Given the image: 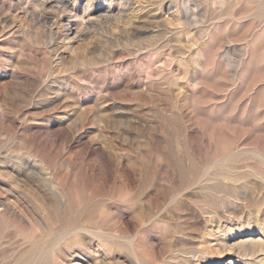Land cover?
Returning a JSON list of instances; mask_svg holds the SVG:
<instances>
[{"label":"rangeland","instance_id":"obj_1","mask_svg":"<svg viewBox=\"0 0 264 264\" xmlns=\"http://www.w3.org/2000/svg\"><path fill=\"white\" fill-rule=\"evenodd\" d=\"M62 1L0 0V264H264V0Z\"/></svg>","mask_w":264,"mask_h":264},{"label":"bare ground","instance_id":"obj_2","mask_svg":"<svg viewBox=\"0 0 264 264\" xmlns=\"http://www.w3.org/2000/svg\"><path fill=\"white\" fill-rule=\"evenodd\" d=\"M11 1H12V0H11ZM44 2H45V1H44ZM47 2H48V1H47ZM61 4H63V5L66 7V9L69 8V10H70L69 13L71 12V9H73V8H72L73 5H72V3H70V0H63ZM63 5H62V6H63ZM13 10H14V9H13ZM48 10H49V9H48ZM63 11H64V10H63ZM66 11H67V10H66ZM56 12H57V11H56ZM64 12H65V11H64ZM67 12H68V11H67ZM62 13H63V12H62ZM61 15H62L63 18L66 17V13H65L64 15H63V14H61ZM58 16H59V15H58ZM59 17H61V16H59ZM89 18H90V16H89ZM94 18H95V17H94ZM67 19H68V18H67ZM65 29H67V33L65 32L66 34H65L64 36L67 37V38L69 39L68 36H69V34L71 33V31H72L73 28L71 27V25H69L68 28H65ZM75 31H76V30H75ZM77 32H78V31H76V34H78ZM77 36H78V35H77ZM77 36H76V37H77ZM71 39H72V38H71ZM69 40H70V39H69ZM251 238H252V237H251ZM253 240H254V239H253ZM256 240H257V239H256ZM256 240H255V241H256ZM259 240H260V239H258L256 243H258ZM261 240H262V239H261ZM261 240H260L259 242H261ZM243 241H244V240H243ZM251 242H252V241H251ZM244 243H245V242H244ZM262 243H263V242H262ZM262 245H263V244H262ZM205 249H206V248H205ZM200 250H201V249H200ZM201 251H202V250H201ZM204 252H205V251H204ZM203 254H204V253H203ZM199 255H200V253H199ZM251 256H252V255H251ZM251 256H250V257H251ZM252 258H253V256H252ZM253 259H254V258H253ZM261 261H262V260H261ZM104 262H105V261H104ZM255 262H256V261H255Z\"/></svg>","mask_w":264,"mask_h":264}]
</instances>
